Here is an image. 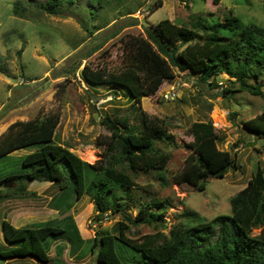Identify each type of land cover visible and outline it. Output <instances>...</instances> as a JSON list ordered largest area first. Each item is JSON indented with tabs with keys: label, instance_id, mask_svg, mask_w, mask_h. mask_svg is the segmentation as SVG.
Instances as JSON below:
<instances>
[{
	"label": "trees",
	"instance_id": "1",
	"mask_svg": "<svg viewBox=\"0 0 264 264\" xmlns=\"http://www.w3.org/2000/svg\"><path fill=\"white\" fill-rule=\"evenodd\" d=\"M29 1L27 5L32 6L34 0ZM74 1L45 0L38 8L56 15L64 3ZM90 1H97L90 14L101 17L100 9H105L106 0ZM162 5L159 2L152 13ZM27 8L17 0L13 11L19 14ZM208 16L210 19L190 15V26L165 19L157 29H147V37L127 40L124 70L118 74L109 75L106 69L88 65L83 68L82 78L89 86L124 89L131 112L137 114L134 118L139 122V127L132 126L130 117L120 110L114 119L106 116L101 124L110 136L98 141V145L106 147L99 162L90 164L71 147L56 141L58 113L11 125L0 141V161L18 150L33 151L20 157L22 171L0 177V203L35 196L29 190L33 183H51L58 190L53 207L58 211L64 209L63 215L69 212L72 197H87L96 206L99 220L109 214L122 216L116 233L99 230L90 241V251L96 254L99 264H264V168L260 166L247 186L231 197L232 215L192 225L189 222L197 215L188 211L182 214L185 221L169 228L168 207L157 199L141 202L135 216L129 213L135 203L132 189L137 187L130 174L137 177L149 171H163L170 161V154L157 147L158 141L166 143L171 138L168 126L164 120L142 111L144 97L155 95L162 84L173 81L180 73L187 78L197 75L200 82L212 88L220 86L217 80L225 75L229 84L222 93L227 99L239 92L264 100V83H258L264 76V27L244 23L232 10L224 19L214 14ZM230 116L234 120L236 114ZM242 126L249 135L264 141V111L242 122ZM189 136L193 141L188 144L187 167L174 176V183L204 192L210 179H223L239 170L236 155L220 148V132L212 121L195 122ZM160 179L163 186L167 185L164 178ZM8 181L18 182V191L3 192ZM140 226L153 227L155 233L144 235L141 240L127 236L132 227ZM70 230L76 234L74 241L68 234ZM254 230L260 233L254 235ZM1 232L4 242L0 259L5 262L31 258L50 263V251L55 245L58 264L65 246L74 245L70 255H75L86 242L72 214L23 227L3 219Z\"/></svg>",
	"mask_w": 264,
	"mask_h": 264
},
{
	"label": "rangeland",
	"instance_id": "2",
	"mask_svg": "<svg viewBox=\"0 0 264 264\" xmlns=\"http://www.w3.org/2000/svg\"><path fill=\"white\" fill-rule=\"evenodd\" d=\"M28 1L21 0L28 6L27 11L15 14L17 0H0V141L16 122L58 113L56 141L71 147L90 164L102 160L106 152L105 145H98V141L110 136L101 124L106 116L114 119L120 110L122 115L130 117L132 126L139 127V122L134 118L137 114L131 112L124 89L94 88L83 80L81 72L86 65L106 69L109 75L118 74L124 70L125 42L132 37H147V29H157L165 19L190 26V15L210 19L208 15L214 14L224 19L232 10L244 23L264 27V0H106L107 5L100 9L98 18L90 14L97 1L64 3L56 15L38 8L45 0H34L32 6L27 5ZM159 2L162 7L152 13ZM200 80L197 75L187 78L178 73L173 81L162 84L155 95L142 99V111L164 120L168 126L171 138L166 143L158 141L157 147L170 154V161L163 171H149L137 177L130 174L137 185L132 189L135 203L129 208L133 216L141 202L152 199L163 200L167 205L169 228L171 224L185 221L182 214L188 211L197 215L189 222L192 225L220 215H232L231 197L247 186L258 166L264 168V141L249 135L242 126V122L264 111V100L239 92L227 99L222 93L229 84L225 75L217 80L220 85L217 88ZM258 83H264V76ZM231 113L236 114L234 120ZM207 121H212L220 132V148L236 155L240 168L223 179H210L206 190L200 192L189 185L174 183L173 178L187 167L188 144L193 141L189 136L190 127L195 122ZM31 151L18 150L1 160L0 177L22 171L19 159ZM160 178L167 185L163 186ZM13 182L12 188H6L7 182L4 183L3 192L18 191V182ZM29 190L36 195L0 203V246L4 242L3 219L23 227L61 220L72 214L86 240L83 253L81 250L70 255V250L75 248L70 243L63 252L58 251L63 254L58 264H99L96 254L90 251V241L99 230L116 233L122 216L109 214L99 220L96 206L87 197L80 200L72 197L69 212L63 215L64 209L58 211L53 207L52 200L58 190L51 183H33ZM154 233L153 227L140 226L132 227L127 236L141 240L142 236ZM259 233L260 230L253 231L254 235ZM68 234L76 240L73 230ZM50 256L53 261L47 264H55V245ZM0 264L44 263L29 258L8 262L0 259Z\"/></svg>",
	"mask_w": 264,
	"mask_h": 264
},
{
	"label": "water",
	"instance_id": "3",
	"mask_svg": "<svg viewBox=\"0 0 264 264\" xmlns=\"http://www.w3.org/2000/svg\"><path fill=\"white\" fill-rule=\"evenodd\" d=\"M13 184H14L13 181H9V182H7V183L5 184V187H6V188H12V187H13Z\"/></svg>",
	"mask_w": 264,
	"mask_h": 264
},
{
	"label": "built area",
	"instance_id": "4",
	"mask_svg": "<svg viewBox=\"0 0 264 264\" xmlns=\"http://www.w3.org/2000/svg\"><path fill=\"white\" fill-rule=\"evenodd\" d=\"M174 95V94H173ZM166 98L168 99L169 98V95H166Z\"/></svg>",
	"mask_w": 264,
	"mask_h": 264
},
{
	"label": "bare ground",
	"instance_id": "5",
	"mask_svg": "<svg viewBox=\"0 0 264 264\" xmlns=\"http://www.w3.org/2000/svg\"><path fill=\"white\" fill-rule=\"evenodd\" d=\"M89 158V157H88Z\"/></svg>",
	"mask_w": 264,
	"mask_h": 264
}]
</instances>
